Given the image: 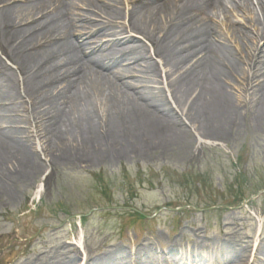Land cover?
<instances>
[{"label": "bare ground", "instance_id": "obj_1", "mask_svg": "<svg viewBox=\"0 0 264 264\" xmlns=\"http://www.w3.org/2000/svg\"><path fill=\"white\" fill-rule=\"evenodd\" d=\"M8 1L0 0V4ZM97 1H88L87 7L98 6L108 18L104 23L92 22L87 13L77 15L72 6L57 7L59 0L38 3L29 14L52 10L25 29L14 23L22 17L13 16L16 8L0 10L4 26L0 54L15 67L0 60V92L4 88L1 96L10 105L3 112L20 115L24 121L29 111L46 119L52 139L58 140L45 151L51 165L64 159L88 162L90 157L101 162L145 154L167 144L183 129V120L206 138L224 139L225 131L240 116L241 105L231 99V84L247 77L244 66L251 64L258 44L263 58L252 78L256 92L264 97V0H133L126 18L132 33L140 35L148 47L137 41L122 50L114 48L132 41L126 37L128 27L119 21L124 9L116 0L112 6ZM149 4L153 5L146 7ZM230 5L232 13L244 15L252 30L248 35L232 27L231 39L238 50L223 40L224 32L214 23L216 15H225ZM100 32L112 41L97 47L99 55H94L90 42L73 39L76 34ZM13 40L15 44L9 46ZM127 63L134 64L130 71L139 74L135 83L123 81L130 72L119 67ZM161 72L175 106L154 86ZM260 109L262 117L264 106ZM8 120L9 127L0 128V205L15 198L17 185L32 173L37 156L17 119ZM186 245L225 250L235 243L212 239ZM140 254L137 250L136 255ZM118 260L111 256L98 261L117 264Z\"/></svg>", "mask_w": 264, "mask_h": 264}, {"label": "rangeland", "instance_id": "obj_2", "mask_svg": "<svg viewBox=\"0 0 264 264\" xmlns=\"http://www.w3.org/2000/svg\"><path fill=\"white\" fill-rule=\"evenodd\" d=\"M82 1L89 0L61 2H70L81 12L89 9L102 23L108 19L98 6L87 8ZM116 1L124 9L119 21L128 27L126 37L132 41L114 49H126L137 41L145 45L126 18L133 0ZM97 2L111 5L115 0ZM38 3L11 0L0 4V10L16 8L13 16L22 17L14 23L25 29L46 15L29 14ZM231 8L225 15L217 14L214 23L224 32L223 40L238 50L231 39L232 27L248 35L252 30L244 15L232 13ZM14 44L13 40L9 46ZM260 46L255 45L251 64L244 66L247 77L231 84V99L241 105L240 116L235 126L223 129L224 139L206 138L183 120V129L167 144L109 161L88 157V162L64 159L51 165L45 151L58 140L52 139L46 119L31 111L25 121L20 115L4 114L10 105L3 101L2 88L0 128L9 127L8 118L17 119L37 156L32 173L17 185L15 198L0 205V264H99L98 260L111 256L120 258L117 264H177L181 260L183 264H263L264 116L259 115L264 97L256 92L252 78L263 58ZM1 59L15 70L0 54ZM151 61L159 63L155 58ZM129 64L119 70L130 72L123 81L135 83L139 74L132 73L134 64ZM158 79L154 86L175 106L166 92L165 73ZM212 239L231 240L235 245L223 252L196 253L184 248L188 242ZM137 250L143 258L136 255Z\"/></svg>", "mask_w": 264, "mask_h": 264}]
</instances>
